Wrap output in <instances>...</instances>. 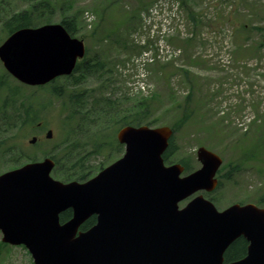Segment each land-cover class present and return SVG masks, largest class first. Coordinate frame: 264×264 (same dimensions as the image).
Returning a JSON list of instances; mask_svg holds the SVG:
<instances>
[{"label":"rangeland","instance_id":"374dc122","mask_svg":"<svg viewBox=\"0 0 264 264\" xmlns=\"http://www.w3.org/2000/svg\"><path fill=\"white\" fill-rule=\"evenodd\" d=\"M49 1L54 11L46 24H59L64 15L74 18V38L84 43V60L95 67L77 86L60 78L33 88L18 82L0 62V83H4L0 175L53 156L62 162L64 174L78 171L69 167L81 156L84 169L93 168V176L97 175L122 157L124 147H104L96 155L94 145L117 142L119 118L136 110L135 101L144 100L147 114H141V125L172 128L177 124L173 159L187 160L194 169L199 168L196 152L204 147L222 158L228 167L221 174L227 175L230 166H236L244 152L250 154L256 143V161L240 163L239 171L222 179L219 189L202 195L219 211L234 204H260L264 197V0ZM29 7L30 0H0V45L7 38L4 22ZM55 85L64 89L63 98L51 96ZM10 88L21 94L13 101ZM73 92L85 93L80 103L67 99ZM33 95L34 119L45 127L42 131L30 122L21 126L25 115L20 103L28 105ZM65 105L69 107L63 110ZM47 131L52 132L49 140ZM33 136L37 141L30 145ZM71 144L79 147L71 154L62 153ZM51 177L61 180L53 172ZM30 257L24 248L4 246L0 233V264H32Z\"/></svg>","mask_w":264,"mask_h":264},{"label":"water","instance_id":"95a60500","mask_svg":"<svg viewBox=\"0 0 264 264\" xmlns=\"http://www.w3.org/2000/svg\"><path fill=\"white\" fill-rule=\"evenodd\" d=\"M83 55L82 42L60 25L17 31L0 47L6 71L30 86L69 75ZM171 134L121 129L123 157L82 184L53 181L50 160L2 174V242L23 245L33 264H224V252L243 238L245 257L229 264H264V210L233 205L218 213L201 196L178 209L192 194L215 190L221 160L200 148L201 168L180 178L183 169L165 168L161 159ZM68 209L72 218L60 225ZM91 216L95 225L78 233Z\"/></svg>","mask_w":264,"mask_h":264},{"label":"trees","instance_id":"16d2710c","mask_svg":"<svg viewBox=\"0 0 264 264\" xmlns=\"http://www.w3.org/2000/svg\"><path fill=\"white\" fill-rule=\"evenodd\" d=\"M35 0H30V7L27 10L21 11L19 13L13 14L11 17H9V19H7L4 24H3V29L5 31L6 36L11 35L13 32L20 30V29H24V28H35L38 27L40 22H44V24L49 23L52 13L54 11V7L52 5V3L49 0H43L41 2H34ZM191 22H193L195 24V21L193 19V17H190ZM64 29L71 35L74 36L76 31V23H75V19L74 18H69L67 16H63V18L60 20L59 22ZM95 67V66H94ZM89 71V70H88ZM83 74L85 77L86 75H89L88 72L83 71ZM77 82H81L80 79H77ZM4 86V83H0V92L2 90V87ZM11 89V90H10ZM9 92L11 93V98L13 101L17 96L16 95H21L17 89L15 88H10ZM54 93L53 95L55 96V98H61V96L63 95L61 93V91H55L52 92ZM65 95V94H64ZM63 95V96H64ZM85 95V93H84ZM16 96V97H15ZM62 96V97H63ZM35 95H33V97H29L30 101L28 103V105H26L25 102H21V108H23V113L25 115V119L22 120V125H24L25 123L29 122L30 119H32V117L37 115V110L36 112L34 109V104H32V99L34 98ZM82 97L83 94H78L76 92L71 93L70 95L67 96V99H69V102H72V100H75V102L80 103L82 101ZM10 98V99H11ZM6 101H4L2 104H5ZM69 107V105H65L63 107L64 109H67ZM136 108L135 111L133 112H125L120 118L119 121L117 122V125L119 127H123V126H127V125H133V126H140L141 125V121L139 120V118H141V114H143L144 116H146L147 112H146V104L144 103V100H139V101H135V106ZM187 110L186 107H183L181 113L183 115L187 114V112H185ZM71 114H67L65 121L68 119H70ZM180 125H182V120ZM173 129H177L178 126L177 124L173 123ZM71 133H74V129L71 127ZM113 145H117L116 142H109V143H104V144H100V145H94V153H96V155H99L103 150L104 147H106V149H110ZM79 146H75V144H71L70 146H67V150H64L62 153L66 154H71L73 153V150L77 149ZM173 150V149H172ZM256 143L254 144V148L251 149L250 154L248 153H243L242 157L239 159L238 163L236 164V167L233 169L234 171H236L239 167H240V163H246L249 160H254L256 161L257 157V152H256ZM171 151H169L168 153H166L164 155V159L168 160V156L169 153ZM80 155V154H79ZM81 157V156H80ZM75 161L70 165L69 168H74L77 167L78 171H72L70 174H64L62 173L63 170H61V168H63L60 164L62 163L56 156H53L52 159L55 161L56 164V168L54 170V174H56L57 176L59 175L61 177V179L65 182H70V181H79V182H84L86 181L90 176H92V174L94 173V169L93 168H86L84 169V163L83 161L79 162V159ZM74 164V165H73ZM69 170V169H68ZM232 170V172H233ZM226 179H229V177H227ZM261 204H264V197L262 200L259 201ZM67 215L63 216L62 221L66 220ZM95 223V218L92 217L89 220H87L80 228L81 231H85L88 228H90L92 225H94ZM245 253V242L242 239L237 240L231 247L230 250H228L225 254V261L226 262H230V261H235L238 260L240 258H242L244 256Z\"/></svg>","mask_w":264,"mask_h":264},{"label":"bare ground","instance_id":"6f19581e","mask_svg":"<svg viewBox=\"0 0 264 264\" xmlns=\"http://www.w3.org/2000/svg\"><path fill=\"white\" fill-rule=\"evenodd\" d=\"M121 158H122V157H121ZM51 179H52V178H51ZM52 180H53V179H52ZM53 181H54V180H53ZM233 243H234V242H233ZM233 243H232V244H233ZM232 244H231V245H232ZM231 245H230V246H231ZM230 246H229V247H230ZM29 255H30V254H29ZM30 256H31V255H30ZM237 261H238V260H237Z\"/></svg>","mask_w":264,"mask_h":264}]
</instances>
